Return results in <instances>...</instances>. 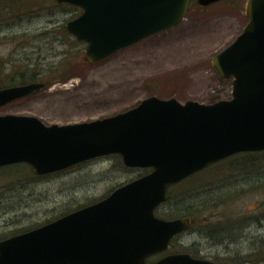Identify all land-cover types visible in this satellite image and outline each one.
I'll list each match as a JSON object with an SVG mask.
<instances>
[{"label": "water", "instance_id": "95a60500", "mask_svg": "<svg viewBox=\"0 0 264 264\" xmlns=\"http://www.w3.org/2000/svg\"><path fill=\"white\" fill-rule=\"evenodd\" d=\"M83 9L65 27L97 61L179 24L191 0H58ZM219 0H198L208 5ZM248 23L213 58L232 96L213 103L152 95L89 121L47 124L35 115H0V166L28 162L37 174L118 153L152 170L107 197L0 242V264H226L167 250L190 226L156 208L169 186L239 152L264 150V0H247ZM43 81L0 89V106L44 88Z\"/></svg>", "mask_w": 264, "mask_h": 264}, {"label": "rangeland", "instance_id": "374dc122", "mask_svg": "<svg viewBox=\"0 0 264 264\" xmlns=\"http://www.w3.org/2000/svg\"><path fill=\"white\" fill-rule=\"evenodd\" d=\"M246 3H194L179 24L90 61L87 43L65 27L82 12L79 6L58 0H0V88L19 84L13 79L37 74L36 80L46 81V86L34 93V103L13 108L47 124L113 115L152 95L203 103L230 98L231 81L223 79L212 58L244 29L249 20ZM254 153L234 155L169 188L171 199L156 209L165 218L179 217L175 216L179 208L195 203L190 197L195 186L200 185V192L211 199L229 188L239 192L234 202L221 208L207 210L196 201L191 208L198 215L197 223L182 215L190 218V227L172 239L166 253L189 252L217 262L226 259L229 264H264L262 255L250 261L244 254L264 243V151ZM4 168L0 171V237L94 203L146 171L125 166L117 154L45 175L35 174L28 164ZM231 207L246 215L247 221L233 230L235 241L216 243L218 239L212 238L220 232L217 228L206 231L204 214L219 224ZM209 232L212 238L207 237Z\"/></svg>", "mask_w": 264, "mask_h": 264}, {"label": "trees", "instance_id": "16d2710c", "mask_svg": "<svg viewBox=\"0 0 264 264\" xmlns=\"http://www.w3.org/2000/svg\"><path fill=\"white\" fill-rule=\"evenodd\" d=\"M65 32H66V30H65ZM37 78H38V75L36 74V75L29 76L28 78L22 77V78L17 79V80L13 79V81H17L20 84H22V83H27L29 81H37L36 80ZM223 79L230 80L231 86H232V79L231 78H223ZM49 82L50 81H48V83ZM219 99H221V97L215 98L210 102H215ZM242 153H243V155H254L255 154L254 152H242ZM222 161H224V160H222ZM222 161H219L215 164H220V162H222ZM215 164H213V165H215ZM211 166H209V167H211ZM253 167H255V166H252V165L250 166V168H253ZM196 174H198V173H196ZM196 174H194V175H196ZM191 177L192 176H190L189 178H187L185 180H188ZM183 181H181V182H183ZM259 187L261 188L260 185L258 186V188ZM200 191H201L200 185L195 186L194 188H192V193L190 194V197H192L194 200L199 202L198 204H200V206L202 208H205V209L208 208L207 210L221 208L224 204H226L227 202H230L232 200L234 202V200L237 199V194L239 192L238 188H236V187L229 188V189L224 190L223 194H218L217 196H215L216 194H214L213 197H215V198L211 199V198H208L206 196V192H205V194H202ZM211 193H213V192H211ZM199 194H200V196H198ZM196 201H195V203H196ZM194 204L190 201L189 206L187 205L185 207V205H183L181 208L178 209V211H176L175 216L189 215L191 217V220L193 219L194 223H197L198 215L194 214V210L191 208ZM211 204H214V205H212L210 207ZM228 205H230V204H228ZM262 208H263L262 213H264V205L262 206ZM204 215H205L204 217H206V218H203L202 222L207 227L206 231H211L213 228H217V230L220 232L218 234V236L214 235L213 238H212V235L210 234V232L206 233L207 237H210L212 239H218V242H216V243H219V244L227 243L228 241H231V242L235 241V239H237V236L233 230L236 229L238 226L239 227L243 226L242 223H245L247 221V216L243 215V214L236 213V211L233 207H231L229 209V213L227 212L223 217H221L219 224L211 223V218L208 217L207 214H204ZM230 229H232V231ZM262 242H263V240H262ZM244 254L247 255L246 257H249L250 261H254V257H256L257 255H262L264 257V243L260 242L259 246L253 248L252 250L245 251ZM224 262L229 264L226 259L224 260Z\"/></svg>", "mask_w": 264, "mask_h": 264}, {"label": "flooded vegetation", "instance_id": "af4514ba", "mask_svg": "<svg viewBox=\"0 0 264 264\" xmlns=\"http://www.w3.org/2000/svg\"><path fill=\"white\" fill-rule=\"evenodd\" d=\"M194 3L199 4L200 6H203V5H201V4L198 2V0H191L188 9H190ZM4 87H7V86H4ZM1 88H3V87H1ZM1 88H0V89H1ZM34 93H35V92L29 93V94L24 95V96H22V97H19V98L13 99V100L7 102V103L4 104V105H1V106H0V115H6V114H26V115H27V113H20V112L14 110L13 107H15V106H23V105H25L26 103H34V102H33V99H34ZM31 101H32V102H31ZM28 115H31V114H28ZM7 166H8V165H5V166L0 167V171L3 170V168H4V167H7ZM4 169H5V168H4ZM33 228H35V227H33ZM30 229H32V228H30ZM30 229H28V230H30ZM28 230H23V231L16 232V233L14 232V233H10V234H8V235H5V236H3V237H0V242H1L2 240H4V239H7V238H10V237H13V236L18 235V234H20V233H24V232H26V231H28Z\"/></svg>", "mask_w": 264, "mask_h": 264}]
</instances>
